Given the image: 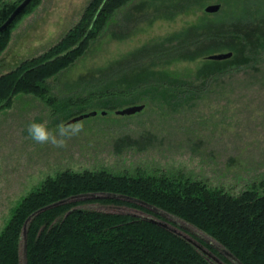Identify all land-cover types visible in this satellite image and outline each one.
I'll return each instance as SVG.
<instances>
[{
	"label": "trees",
	"instance_id": "trees-1",
	"mask_svg": "<svg viewBox=\"0 0 264 264\" xmlns=\"http://www.w3.org/2000/svg\"><path fill=\"white\" fill-rule=\"evenodd\" d=\"M22 1L0 0V25ZM34 1L0 33V55L10 42L16 20ZM130 1L92 0L80 22L49 51L1 74L0 111L19 94L40 97L57 113L73 106H112L125 97L132 102L150 100L177 108L199 96L207 80L216 79L224 71L220 69L255 62V48L264 46V0H185L177 7L178 12L192 9L194 3L218 1L223 5L216 13L203 12L185 31L177 32L179 42L168 52L164 47L154 50L157 56L151 63L131 64L125 70L122 62L126 56L122 55L110 64L112 71L104 73L103 80L83 85L88 93L61 99L54 96L50 79L83 56L105 32L113 16ZM147 49L139 51L144 53ZM225 49H234L244 57L239 58L238 53L223 60L206 59L198 69L185 74L164 65L153 71L155 62L167 55H184V59L193 61ZM200 78L203 86L195 85L194 81ZM85 193H115L128 199L65 201L40 212L28 225V264H213L210 256L192 241L151 221L165 220V215L155 208L194 225L243 264H264V174L234 191L186 172L143 168L114 171L107 167L63 170L25 195L0 232V264H22L23 227L32 213ZM97 202L134 207L151 217L82 207ZM204 243L214 256L230 261L212 243Z\"/></svg>",
	"mask_w": 264,
	"mask_h": 264
},
{
	"label": "rangeland",
	"instance_id": "rangeland-1",
	"mask_svg": "<svg viewBox=\"0 0 264 264\" xmlns=\"http://www.w3.org/2000/svg\"><path fill=\"white\" fill-rule=\"evenodd\" d=\"M91 1L35 0L13 25L10 42L0 55V75L49 51L80 22ZM175 2L131 0L113 16L105 32L92 42L83 56L50 79L53 95L61 99L88 93L83 85L103 80L102 75L112 71L110 64L119 61L122 55L126 56L122 62L125 70L131 64L151 63L157 56L154 50L164 47L167 51L176 45L179 40L175 34L185 31L205 12L206 6L222 4L218 1L194 3L192 9L178 12L177 7L185 0ZM254 22L256 25V19ZM141 49L147 51L142 53ZM229 51L233 56L239 53V58L244 57L234 49L214 51L193 61L184 59V55L181 58L167 55L155 62L153 71L164 65L170 70L190 73L202 66L209 55ZM255 52V62L220 69L224 71L216 79H208L199 96L177 108L150 100L132 102L125 97L112 106L106 103L73 106L64 113H57L35 95L14 97L10 106L0 111V232L25 195L47 177L66 169L107 167L114 171L134 172L143 168L186 172L234 191L262 176L264 46L255 48ZM202 80L197 79L194 84L203 86ZM143 103L146 106L140 112L116 114L118 109ZM94 110L99 114L75 122L82 125L81 132L62 147L37 143L27 135L29 121L43 120L55 126L61 120L68 122ZM82 207L151 217L137 208L113 203L97 202ZM164 217L163 222L172 231L192 241L205 254L213 250L204 242L212 243L221 251L216 240L194 225L169 214ZM209 256L213 264H230L231 261Z\"/></svg>",
	"mask_w": 264,
	"mask_h": 264
},
{
	"label": "water",
	"instance_id": "water-1",
	"mask_svg": "<svg viewBox=\"0 0 264 264\" xmlns=\"http://www.w3.org/2000/svg\"><path fill=\"white\" fill-rule=\"evenodd\" d=\"M32 0H23L15 9L14 11L9 15V17L6 19V21L0 25V33H2L3 31H5L13 22L14 20L18 17V15L30 4ZM222 5L220 3L217 4H210L208 6L205 7V11L209 12V13H216L221 9ZM233 56V52L229 51V52H224V53H216V54H212L209 55L208 58L209 59H216V60H223V59H227ZM145 104H135V105H131V106H127L125 108L122 109H118L116 110V114H121V115H131V114H135L137 112L142 111L145 108ZM99 114L98 110H94L88 113H84L81 115H78L74 118H72L71 120H69L68 122H78L80 120H83L84 118H87L89 116H96ZM102 114H107V111H102ZM104 197H113V198H122V199H128L127 196H123L120 194H115V193H85V194H80L78 196H74L71 198H68L66 200H61L55 203H52L50 205H47L45 207H42L40 209H38L37 211H35L34 213H32L28 219L26 220L24 227H23V233H22V251H21V262L22 264H28V255H27V251H28V225L30 223V221L36 216L38 215L40 212L49 209L51 207H54L56 205H59L65 201H72V200H84V199H91V198H104ZM156 211L162 213L165 215V213H163L161 210H159L158 208H155ZM153 222H156L160 225H163L165 227H168L166 223H164L163 221L157 220V219H150ZM227 257L228 259H230L234 264H243L232 252H230L228 249L219 246L218 247ZM209 255H213L211 252H209ZM214 256V255H213ZM218 258V257H217ZM219 260H221L220 258H218Z\"/></svg>",
	"mask_w": 264,
	"mask_h": 264
},
{
	"label": "clouds",
	"instance_id": "clouds-1",
	"mask_svg": "<svg viewBox=\"0 0 264 264\" xmlns=\"http://www.w3.org/2000/svg\"><path fill=\"white\" fill-rule=\"evenodd\" d=\"M79 123L61 120L55 126H49L46 121L32 120L26 125L27 135L37 143H51L58 147L64 146L68 139L81 132Z\"/></svg>",
	"mask_w": 264,
	"mask_h": 264
}]
</instances>
